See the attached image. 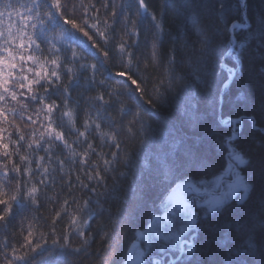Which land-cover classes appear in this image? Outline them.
<instances>
[{
    "label": "snow or ice",
    "instance_id": "snow-or-ice-1",
    "mask_svg": "<svg viewBox=\"0 0 264 264\" xmlns=\"http://www.w3.org/2000/svg\"><path fill=\"white\" fill-rule=\"evenodd\" d=\"M100 6L103 17L93 0H0V229L5 236L0 264H81V257L92 255L91 225H99L105 214L108 222L100 228L103 251L94 264H203L197 255L202 233L222 251L219 264H264V140L257 153L233 143L240 139L245 120L253 132L264 134V84L259 94L238 97L243 117L223 115L226 90L244 75L246 42L233 36L229 52L235 66L216 64L227 79L213 94L218 73L211 33L218 17L185 0L161 11H150L146 0H101ZM217 11L222 13L223 5ZM169 14L180 19L185 30L169 47L167 84L160 82L146 101L148 108H129L124 96L147 94L132 70L140 23L145 18L152 22L151 55L157 61ZM260 27L257 38L264 47V16ZM113 50L125 66L115 76L130 82L127 93L123 85L97 79ZM177 64L183 74H173ZM80 87L95 93L87 96L83 110L71 98ZM177 87L183 92L182 111L190 132L200 128L201 91L207 107L219 113L215 123L230 129L219 145L226 150V164L211 178H206V135L190 136L173 122L152 120L176 100ZM9 129L15 131L14 139ZM122 136L132 139L136 148L125 145L122 150ZM73 169L76 184L86 190L79 199L70 191H55L58 175L69 190L73 187ZM152 189L162 190V214H150L146 229L136 231L125 247L127 228ZM237 194H242L239 199ZM41 199L56 205L51 243L31 224L18 246L8 243L16 218L38 210ZM62 215L68 224L65 234L57 236L55 225ZM73 233L78 244L72 242Z\"/></svg>",
    "mask_w": 264,
    "mask_h": 264
},
{
    "label": "trees",
    "instance_id": "trees-1",
    "mask_svg": "<svg viewBox=\"0 0 264 264\" xmlns=\"http://www.w3.org/2000/svg\"><path fill=\"white\" fill-rule=\"evenodd\" d=\"M87 2V0H86ZM97 7L100 9V15L103 17L104 9L100 6L101 0H93ZM185 2H194L198 6V10L202 12H209L211 15L218 17L216 21V30L211 33L212 46L214 48V68L218 75L214 77V89L213 94L218 91L227 79V72L223 70L222 67H216L219 65H228L229 67H234V61L232 60L231 53L229 52L230 44L232 42V36L229 32L230 26L235 22L244 21V0H185ZM149 5L150 11H161L163 7L169 9L172 8L173 4L178 3V0H146ZM220 5H223V11L218 12L217 9ZM134 10V9H133ZM247 18L251 23L249 30H243L236 28L234 30L235 36L239 41H245V48L243 49V65H244V75L243 77L236 78L232 81L230 88L225 92V106L223 109V115L225 117L241 118L245 115V108L243 107L242 99L238 97L243 94L247 96L249 94H259L262 84H264V74H262L261 69L264 68V47L260 45V41L257 38V34L260 32V17L264 16V0H247L246 7ZM164 28L165 34L162 38L161 45L158 47V59L153 61L152 59V48L151 41L153 35V26L150 18H145L140 23V36L139 44L133 49V54L135 57L132 70L136 75L142 80V87L146 90V95L140 97L139 92L134 93L131 97L124 96L125 105L129 108H134L137 104L142 105L144 108H148L146 101L150 96L155 95V89L160 87V82L166 85L169 77V68L167 63V55L170 45L173 40H178L181 38L185 27L180 19L173 16L165 15L164 17ZM111 48V45H109ZM111 58L105 62L104 67L101 68V75L97 76V79H107L109 84L115 87H121L122 90L127 93L129 91V84L125 83V78L116 77L115 73L117 71L125 70V66L119 56V54L113 50L111 52ZM223 58L226 59L225 64L223 63ZM92 61V58L89 57ZM95 62V61H92ZM137 65L139 67L137 68ZM183 68L181 65L177 64L174 66L172 72L173 74H183ZM64 83H67V77L64 78ZM135 88V86H131ZM199 91V89H198ZM94 92H86L84 87L77 88L72 91L71 98L74 101H78L80 104V109L83 110L85 107V100L88 95H94ZM176 100L171 104V106H166L161 109L157 116H153L152 120L156 121L158 119L168 120L175 123L178 127H183V130L189 132L190 136L206 135V140L204 143V150L209 158L208 175L206 178H211L212 174H217L222 171L226 164V150L220 147L224 137L230 133L229 128L218 126L215 121L219 116V113L213 114V112L207 107V100L204 98V94L200 92L199 98V117L201 120L200 128L195 132H190L187 127V118L182 111V90L177 87ZM56 98V97H53ZM63 100V97H59L57 102ZM153 111H155L153 109ZM112 115L118 120L119 117L115 116V112ZM129 119L131 117H128ZM11 119V117H10ZM83 116L78 117L76 126L80 127ZM15 123L21 125V128L27 133L29 129L25 128L24 124L17 119ZM13 133V139L16 133L13 129H9ZM27 138V137H26ZM72 137H70L71 139ZM122 150L125 145L129 150L136 148V143L127 136H122ZM264 140V134L259 132H253L247 121H244L243 129L240 133V139L234 141L233 143L242 146L244 149L251 153H257L260 150L261 141ZM97 143H100L97 139ZM56 151H61V149H55ZM104 151H109L108 148H104ZM41 155L43 152L40 153ZM34 166V165H33ZM57 181L56 192H61L62 195H67L68 191L72 193L77 199L81 196L86 195V190H81L75 181V169H73V187L69 190L66 183L60 182V176L55 177ZM111 185V181H109ZM102 191V189H101ZM162 190L152 189L149 192V198L138 214V218L129 225L127 228L126 238L122 240V244L125 247L130 246L135 237L136 231H143L146 229L150 221V214L161 215L162 211L159 208V196ZM52 193L50 192L49 195ZM239 207V206H238ZM56 205L47 203L41 199V206L37 210L32 208L26 213H21L14 221L12 227L8 230V243H15L17 246L22 240V235L26 234L28 225L31 224L35 230L42 231L46 236L49 237V243H51V227L53 212ZM107 214L100 221L99 225L93 221L92 228L94 230L95 239L92 241L93 247L89 250L92 253L91 257H81V264H94L96 257L102 254L103 251V241L100 239L102 233L100 228L107 223ZM68 224V220L62 215L59 220H57L55 228L57 236H63L65 234V228ZM5 236L3 230L0 229V241H3ZM73 244H78L79 239L75 237L73 233L72 238ZM201 252L197 255L203 261V264H219L222 257V251L217 249V245L214 240L210 238L207 234L202 233L200 236ZM0 248H3V243H0Z\"/></svg>",
    "mask_w": 264,
    "mask_h": 264
},
{
    "label": "rangeland",
    "instance_id": "rangeland-1",
    "mask_svg": "<svg viewBox=\"0 0 264 264\" xmlns=\"http://www.w3.org/2000/svg\"><path fill=\"white\" fill-rule=\"evenodd\" d=\"M246 20L248 21V23L246 22ZM241 23V22H240ZM234 24V23H233ZM232 24V25H233ZM232 25L230 26V28H229V32L231 33V36H232V39H233V36L235 37V41L237 40V38H236V36H235V32H234V30L236 29V28H239V29H241L240 27H232ZM241 25H246L245 27H244V29L243 30H249L250 29V27H251V23L249 22V20H248V18L246 17V19H245V17H244V21L241 23ZM237 42H238V40H237ZM239 196H240V194H237V199L239 198ZM144 231V230H143Z\"/></svg>",
    "mask_w": 264,
    "mask_h": 264
},
{
    "label": "water",
    "instance_id": "water-1",
    "mask_svg": "<svg viewBox=\"0 0 264 264\" xmlns=\"http://www.w3.org/2000/svg\"><path fill=\"white\" fill-rule=\"evenodd\" d=\"M246 7H247V0H244V17L246 19L247 17V13H246ZM246 22L248 23V21L246 20ZM240 27L241 29H244V27H241V23L240 22H235L232 27ZM237 41V40H236Z\"/></svg>",
    "mask_w": 264,
    "mask_h": 264
},
{
    "label": "bare ground",
    "instance_id": "bare-ground-1",
    "mask_svg": "<svg viewBox=\"0 0 264 264\" xmlns=\"http://www.w3.org/2000/svg\"><path fill=\"white\" fill-rule=\"evenodd\" d=\"M225 62H226V59L225 58H223V63L225 64ZM233 118V117H232ZM233 119H235V118H233ZM240 195H242V194H240ZM239 199V198H238Z\"/></svg>",
    "mask_w": 264,
    "mask_h": 264
}]
</instances>
